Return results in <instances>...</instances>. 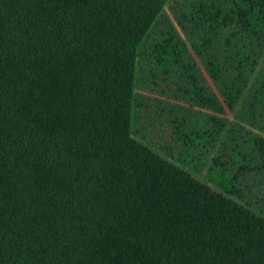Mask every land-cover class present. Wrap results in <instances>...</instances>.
Returning a JSON list of instances; mask_svg holds the SVG:
<instances>
[{"label":"trees","instance_id":"obj_1","mask_svg":"<svg viewBox=\"0 0 264 264\" xmlns=\"http://www.w3.org/2000/svg\"><path fill=\"white\" fill-rule=\"evenodd\" d=\"M168 1L0 0V264H264V218L236 187L131 136L138 49ZM228 2L198 56L240 32L204 65L236 107L263 74L264 0ZM248 93L264 116L261 80Z\"/></svg>","mask_w":264,"mask_h":264},{"label":"rangeland","instance_id":"obj_2","mask_svg":"<svg viewBox=\"0 0 264 264\" xmlns=\"http://www.w3.org/2000/svg\"><path fill=\"white\" fill-rule=\"evenodd\" d=\"M228 3L169 0L164 6L138 49L131 136L199 180L219 185L218 191L236 187L227 191L238 193L241 204L264 218V158L258 148L264 116L248 101L250 86L254 92L259 80L264 84V61L257 69L263 74L254 75L238 105L229 107L204 65L215 59L214 51L239 53L241 48L233 46L240 32L230 29L218 38L207 34L204 44L210 51L198 56L204 55L198 50L208 21ZM211 167L213 176L207 174Z\"/></svg>","mask_w":264,"mask_h":264}]
</instances>
